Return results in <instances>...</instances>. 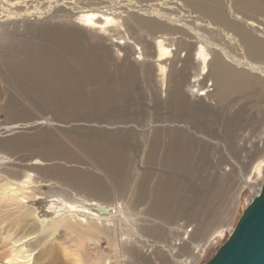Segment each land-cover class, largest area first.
Returning a JSON list of instances; mask_svg holds the SVG:
<instances>
[{
  "label": "bare ground",
  "instance_id": "bare-ground-1",
  "mask_svg": "<svg viewBox=\"0 0 264 264\" xmlns=\"http://www.w3.org/2000/svg\"><path fill=\"white\" fill-rule=\"evenodd\" d=\"M44 1L48 3L47 8H50L49 5L53 3H60L53 13L61 16L66 23L71 24L77 30L75 31L74 28L66 30L67 32L58 30L56 35L52 34L50 36L51 41L63 42L65 47H68L70 50L69 52L72 50L75 53L74 49H77L78 54L89 61L82 59L84 64L86 62L89 63L87 66H84V69L88 77L93 81L96 80L95 84L103 86L100 79L103 69L99 68L102 62L96 65L94 59L98 60V55L95 56L96 53L94 51L91 49L86 50L82 45L77 35L81 34L84 30L101 34V36H107L106 39L110 41L112 47L116 48L115 50L118 55L122 51V46H126V48L127 46H140V49L144 51L138 53L136 60L147 59V63L154 68V71H158L157 75L160 79L162 91L166 78L171 77L173 71H177L178 77L182 79L184 86L187 88V93L184 94V98H181L179 102H176L177 97H173L174 101L172 100L173 102L169 104L170 109L168 111L173 110L174 113L167 115L169 117L167 121L164 120V117L153 115L150 117L149 121L152 124L147 126V128H154L152 136L146 133V130L145 132L134 131L136 141H131L132 136L130 135L133 132L125 130L126 132L118 131L119 134L123 132L124 140H119L117 145L114 144L112 136L106 133H100L92 137L93 141H84L85 145H82V148L87 153V158L89 160L90 157L95 158L96 163L99 165H96V168L112 176V181L117 185V187L115 186L116 191L120 189L119 186L123 187L121 178L127 177L129 175V168H131V165L129 168L125 166V163L128 162L125 152L130 151L134 155L133 159H130V164L140 160V164L135 166L141 172L131 173L130 194L126 197L117 192L115 196L113 195V202H109L106 199L109 195L104 198V193L108 188L97 178L90 176L89 178H82L81 181L83 183H80L79 180L72 176V181L66 179L64 182L55 181V183L48 185L56 188L55 184L57 183L58 187L51 194L57 196L58 199L61 198L73 210H64V206L60 205L58 208L56 207L54 217L39 219L38 212L29 206V203L34 200L33 197L36 195L34 186L37 184L32 179L31 172L27 171L22 175L19 172L12 173L10 172L11 170L9 171L6 167L4 168L0 165V264H145L147 256L153 258L152 262L166 260V264H196L203 254L205 245L211 239L217 240L222 238L226 228H223V226H227L229 221L220 227H214L215 229L211 231L210 213L208 217H202L199 220V226L202 224L205 228L201 232L204 237L203 241L199 240V243L197 242L196 244L191 241L194 244L184 250L182 245L184 239L189 238L190 235L192 236L195 233L197 235L198 231L196 232V230H203V227L198 228L199 226L190 224L194 220L189 216L190 211L188 210L187 212L184 207L186 200H176V204L174 203L176 206L170 210L167 209L169 208L167 205L171 200L175 201L174 192L176 191L177 193L178 189L182 186L188 187L189 192L197 193L198 187L194 182L188 180L189 177L187 178L189 174L194 172V167L191 165L193 164V160L192 163L189 160L191 151L189 152L188 148L191 144L197 146V153H200L199 150L201 151L203 148L202 153H200L201 160L207 158L210 160L211 158V162L217 163L215 167L219 170H228L230 165L234 166V168L236 167V170L238 166L242 167L243 170L239 168L237 172L239 178L234 192L240 191L244 185H250V179L255 175L259 176L261 174V167L264 164V125L262 128L259 126L261 129L258 137L257 135H253V133L250 135L251 133L248 129L245 130L244 128L248 123L250 126H253V121L255 120L254 110H246V114L250 112L253 114L245 119H239L237 112L248 107L257 108L261 111L264 109V0ZM156 1L160 2L156 3ZM2 2L3 0H0V17L5 16L2 21L15 18L21 19L20 16H25L21 12L11 10V7H8L9 5L5 6ZM61 3L65 5L62 6ZM120 19L121 23H119ZM226 41L235 43L239 48H242L240 49L242 51V59L237 58L229 50L225 49L224 45H226ZM231 49L237 50L234 46H231ZM180 50L185 51L183 59H181L180 54L177 56V52ZM100 52L98 51V54ZM103 56L106 55L102 53ZM99 58L102 59L100 56ZM103 59L106 60L107 57ZM167 60L169 63L166 62ZM177 61L182 63L179 69H175ZM186 62L194 67V72L191 76L188 73L187 75L184 74L187 66ZM15 72L18 74L17 71L12 69V73ZM31 72L32 70L27 71L24 73V76L27 77V73L30 75H40V77L43 76L39 71L38 74H31ZM67 73L69 76L72 75L71 71ZM130 76L132 77V75ZM132 80L130 78L129 82ZM206 80L211 82V90L205 89L204 82ZM169 93L173 95L174 92L167 91L168 97ZM94 95L91 96V101L89 102L92 103L94 101L97 103L94 106L102 109L100 114H96L97 116L113 117L117 114L112 106L106 112L104 111V108L107 107L106 104L115 101L116 96L114 94L105 93L103 89L98 88L95 90ZM96 99L97 101H95ZM167 99L169 100V98ZM56 106L63 109L66 106L68 110V108H71V102H68L67 105L62 100ZM153 108L157 110L156 107ZM123 111L126 114L123 115L124 117L120 116V118H122L124 123H126V119L127 122L132 121L130 120L132 119L130 115L139 117V119L144 118V115L140 112ZM221 111L225 115V120L219 115ZM232 111H235V113H232ZM256 112L258 114L260 111L256 110ZM69 113L71 112L69 111ZM82 119L92 121L86 118ZM218 120L220 122L217 123ZM247 120L250 121L247 123ZM69 122L71 121H67V123ZM164 122L173 123L174 126H176L175 124L178 125L176 126V130L169 131L171 134L167 142L161 143L160 140L163 138V133H165L166 129L157 127L158 123ZM36 124L50 126L51 122L49 118L45 117L43 121L36 122L33 125L36 126ZM179 124L182 125L180 128ZM242 124H245V126H239ZM236 125L238 126L236 127ZM217 126L220 128L219 131H223V134H218ZM140 127L143 128L144 125ZM232 130L239 133V135L232 137L234 138L237 150L239 149L243 153L246 152L245 145H247V142L252 147L250 149H254L253 154L251 153V159L248 158L250 155L248 157L247 155H243L247 159L245 164L233 153L232 147L229 144L227 145V141L224 146L227 154L219 153L217 156L212 154L213 150H216L217 145L211 144L210 139L225 137L229 132L232 133ZM98 138H100V141H98ZM127 142L128 144H126ZM240 142H246V144L243 145ZM37 143L38 141H35V149L37 146V149L42 150H38L40 157H38L37 161L39 162L52 163L53 160L69 162L72 158L69 157L66 161V157L64 158V156H68L70 152L62 144L36 145ZM115 146H121L123 150L122 148L117 150ZM248 152L246 153L249 154ZM140 155L141 158L139 157ZM198 155L196 157L199 158ZM193 156L195 157V155ZM29 158L26 160H33ZM229 159H233L231 164L224 163V161L228 162ZM199 163L201 161L198 162V165L196 164L197 167L202 166L203 161L201 164ZM27 165L28 163L24 167L30 169ZM243 165L244 167L245 165L249 167H246L247 171L243 168ZM48 167L52 168L54 166L49 165ZM55 167L65 170L58 165ZM232 170L233 167L230 168V171ZM236 170L234 169V171ZM70 171H72V168ZM224 174H227L226 171ZM92 180L93 183L91 184ZM149 180H151V183L156 182L155 187H150ZM48 181L50 182L51 179H48ZM255 181L257 182V180ZM259 183L260 179L257 184L259 185ZM68 187L73 190L74 194L69 195L72 192L67 190ZM91 189L96 191V193L98 192L94 198H89L84 192H81L86 191V194L89 195ZM152 190L155 191L154 195H152ZM259 190L260 185L258 188L257 186L254 188V193ZM50 206L52 207V205ZM98 206L107 209L108 212L106 214L99 212L97 210ZM139 207L140 211L138 212ZM184 211L187 213H184ZM138 214L153 216L167 224L174 223L173 238L179 236L184 238H177L174 242L163 241L161 244L154 242L148 248L146 242L150 243L152 241L150 240L151 235L148 233L150 227H145L142 223L140 224V219L137 217ZM232 216L231 213L229 219ZM196 221L198 220L196 219ZM219 223L222 222H217L216 224L220 225ZM131 225L137 230L133 231V233H138V235L140 233L139 237H131L129 235L127 229H130ZM153 227L167 233L166 228H162L159 224ZM60 228L74 232L82 239H85V237H97L99 236V230L105 231L113 247V257H105L104 259L97 256L91 258L81 251L68 249L66 246H63V241L56 239V232ZM167 229L171 228L168 227ZM200 241L202 242L200 243ZM153 244H160L168 253H164V255L160 254L159 251L162 250L154 248ZM137 249L142 254H135V260H132L130 250ZM153 249L155 251H151Z\"/></svg>",
  "mask_w": 264,
  "mask_h": 264
},
{
  "label": "rangeland",
  "instance_id": "rangeland-1",
  "mask_svg": "<svg viewBox=\"0 0 264 264\" xmlns=\"http://www.w3.org/2000/svg\"><path fill=\"white\" fill-rule=\"evenodd\" d=\"M43 1L44 0H3L2 2L3 4H5V6L9 5L8 7H11V10L21 12L25 16H20L21 19L15 18L5 21H2L4 20L5 16L0 17V165L4 168L6 167V169L9 171L11 170L10 172L12 173L19 172L22 175L27 171L31 172L32 179H34L37 184L34 186L36 189V195L33 197L34 200L29 203V206L31 209H34L38 212L39 219L44 217L46 219H49L55 216V209L60 205L64 206V210L72 211L73 209H70L68 204L62 201L61 198L58 199L57 196H53L51 194L52 191L58 187V184H55L56 188L48 184L55 183V181L64 182V180L66 179L72 181V176L75 179L79 180L80 183H83V181H81L82 178H89V176L97 178L102 182L103 185L106 186V188H108L104 193L105 197L104 194L103 197L106 198V196L109 195L106 198L109 202H113V195L115 196L117 192L121 193L124 197L128 196V194H130L129 186L132 180L131 173L133 172L132 174H134L135 172H141L139 169H136V166L140 164V160L130 164V159H133L134 155L130 151L125 152V157H127L128 160V162L125 163V166L126 168H129L131 165V168H129V175L125 178H121L123 187L119 186V190L123 191H116L117 185L114 181H112V176L107 175L96 168V165L98 164L96 163L95 158L90 157V160L87 158V153L82 148V145H85L84 141H93L92 137L100 133H106L112 136L114 144L117 145L119 143V140H124V136L122 135L123 132L120 134L119 132L125 130H131L133 132L130 135L132 136L131 141H136L134 131L145 132L146 130V133L152 136L154 128H147V126L152 124V122L149 121L151 119L150 117L152 115L164 117V120L167 121V119L169 118L167 115L174 113L173 110L168 111L170 109L169 104L174 101L173 97H177L176 102H179L181 98H184V94L187 93V88L184 86L182 79L178 77L177 71H173L174 73H171V77H169L168 79L166 78V80L164 81L165 83L163 84L162 91L160 79L157 75L158 71H154V68L149 63H147V59L139 61L136 60L138 53L144 51L143 49H140V46H127V48L126 46H122V51H120V55H118L115 50L116 48L112 47L110 45V41L106 39L107 36H101V34H96L89 30H84L81 34L77 35L82 45L86 50L91 49L92 51H94L96 53V55L94 54L95 56L98 55V60L94 59L96 65L99 64V62H102V65L99 68L103 69L100 78L103 86L101 87L99 86V84H95L96 80L93 81L90 77H88L86 75V70L84 69V66H87L89 63L86 62L84 64V62H82V59H85L82 58L80 54H78L77 49H74L75 53H73V51L71 50V53L69 52L70 50L68 49V47H65L63 42L59 43L51 41L50 36L52 34L56 35L58 30L67 32L66 30H72V28H74L75 30V27H72L71 24L66 23V21L63 20L61 16H57V14L53 13L54 10H56V8L60 5V3H53L52 5H49L50 8H47L48 3ZM158 2L160 1H156V3ZM61 5L63 6L65 4L61 3ZM59 17L61 18V20H59ZM73 22L75 23L74 19ZM119 23H121V19L119 20ZM231 46L236 47L237 50L231 49ZM224 47L225 49L229 50L232 55L236 56L239 59H242V51L240 50L242 48H239L237 44L226 41V45H224ZM98 51H101L100 54H98ZM102 53H104L106 56L102 57ZM179 54L181 55V59L185 57V51L183 52L182 50H180L179 52H177V56H179ZM99 56L102 59H100ZM105 57H107L106 60L103 59ZM171 57L172 55L170 56V59ZM166 62L169 63L168 60ZM181 64L182 63L180 61H177L175 64V69H179ZM186 64L187 66L185 69V73L184 71L183 73L186 75L188 73V75L191 76V74L194 72V67H192L187 62ZM28 66H30L31 68ZM12 69L17 71L18 74L16 72L12 73ZM29 70H32L31 74H38L39 71L43 76L40 77V75H30L29 73H27V77L24 76V73ZM70 71L72 74L71 76H69L67 73ZM20 73L21 75H19ZM130 75H132V77ZM32 77L34 78V82ZM130 78H132L134 81L132 80L131 82H129ZM210 84L211 82L209 80H206L204 82V87L206 90L212 89V85ZM98 88L103 89L105 93L114 94L116 96L115 101L106 104L107 107L104 108V111L106 112L108 109H110V106H112L117 112V114L113 117L97 116L96 114H100L102 112V109L98 107L96 108L94 104L97 103H95L94 101L92 103L89 102L91 101V96H95L94 92ZM167 91L174 93L173 95L169 93L168 97ZM167 98H169V100ZM62 100L63 102H66L67 105L68 102H71V108H68V110L71 109L69 110L71 113H69L66 106H64L65 109L58 108L56 106ZM95 101H97V99ZM73 106H75L74 109ZM153 107H156L157 110ZM251 109L254 110L253 112L255 114V122L253 121V126L249 125L248 121L250 120H247L248 124L246 126V123L239 126H245L244 129H248V131L251 133L250 135H252L253 133V135H257L258 137L260 129L264 125V109H262L261 111L257 108H243L244 111L241 110L237 112V115L239 119L249 118V116H252L253 113L250 112L246 114V110L252 111ZM123 110L129 112L135 111L137 113L140 112L142 113V115H144V118L139 119V117L130 115L132 116V119H130L132 121L127 122L126 119V123H124L122 121V118H120V116L124 117L123 115L126 114ZM256 110L260 112H258L257 114ZM233 112L235 113V111H232V113ZM260 114H262V116H260ZM219 115H221L222 119L225 120V115L222 111ZM45 117L49 118V121L51 122L50 126L53 125L52 127L47 125L45 126L44 124H36V126L33 125L36 122L43 121ZM82 118H86L87 120L92 121H85ZM75 119H78V121H76ZM67 121L71 122L67 123ZM218 122L220 121L218 120L217 123ZM172 124L173 123L169 122L158 123L157 128H162L164 130L166 129L165 133H163L164 136L162 135L163 138L160 140L161 143L167 142L171 134V132H169L170 130L177 129L176 126L178 124H175L176 126ZM142 125H144L143 128L140 127ZM182 125L184 124L182 123ZM182 125L179 124V128ZM237 126L238 125H236V127ZM259 126L261 128H259ZM151 127H153V125H151ZM217 128L218 134H223V131H219V126H217ZM254 131L256 132V134ZM234 135H239V133L232 130V133L229 132L225 137L221 135L222 137H214L210 139V143L212 142L211 144L217 146L221 145L218 147L216 146V150H213L212 154L215 156L219 155V153L224 155L227 154V151L224 147L225 142L227 141V145L229 144L232 147L233 153L243 164H245L247 162V159L244 158L243 155H247V157L250 155L248 158L251 159L254 149H250L252 147L250 146V144H248L249 142H247V145H245L246 142L243 143V141L240 143L245 145V151H252L248 152L249 154L244 152L246 153L244 154L243 152H240L239 149L237 150L234 138H232ZM99 139L100 138H98V141H100ZM35 141H38L36 145L62 144L70 152L68 156H64V158L66 157V161L69 159V157H72L73 159L71 158L69 162H64L63 160H53L52 163L39 162L37 161L38 157H40L38 155V150L41 149H37V146L35 149ZM126 144H128V142ZM121 148V146H115V149L117 150ZM188 149L189 152L191 151L189 160L191 163L193 160V164H190L194 167V172L189 174L187 178L189 177L188 180L194 182V184L198 187L197 193L195 194V192H189L188 187H180L177 193L176 191L174 192L175 201L173 202L171 200L167 205L169 206V208L167 209L170 210L174 208L177 201L184 199L186 200L184 207L187 212L188 210L190 211L189 216H191L192 220H194L190 224L199 226V220H201L204 216L208 217L210 213L209 217L211 219V231L212 229L220 227L224 223L229 221V224L227 226H223V228H226L222 238L217 240L211 239L212 242L210 241L207 244L208 246L205 245L203 254L196 262V264H203L214 255L218 246H220L227 238L228 234L234 227L242 209L254 196V188H256V186L258 188L259 185L261 186V182L264 179V164L261 167V174L259 176L255 175L252 179H250V185H244L242 186L240 191L234 192L239 178L237 172L239 168L242 169L241 166H238L236 170V167L234 168V166L230 165L229 169L225 170L227 174H224L225 171L217 169L215 167V164L217 163L211 162V158L210 160H208V158L205 160H201L200 153H202L203 148L201 149V151L199 150L200 153H197V146H195L194 144H191ZM197 154H199V158L196 157ZM193 155H195V157ZM139 157L141 158V155ZM192 157L194 159H197L194 161ZM27 158L33 160H26ZM200 161L201 163L203 161V167L201 165L200 167H197L198 162ZM208 161L211 163H209ZM232 161L233 159H229L228 162L224 161V163L231 164ZM27 163V166L30 167L31 170L24 167ZM49 165H52L54 167L47 168V166ZM56 165L61 166L65 170L56 168ZM201 167L203 168V171ZM231 167H233L232 171H230ZM246 167L249 168L248 166L245 165L244 167L243 165V168L245 170ZM71 168L72 171H70ZM134 168L136 171L134 170ZM234 169L236 171H234ZM200 172L202 173L200 174ZM80 173L82 174L80 175ZM48 179H51V181L49 182ZM259 179L260 183L258 185L257 183ZM255 180H257V182ZM92 183L93 180L91 184ZM149 184L152 188V186L155 187L156 182L151 183V180H149ZM67 190L69 192H72L69 195L74 194L73 190L69 187ZM81 192H84V194L89 198H94L96 197L95 195L98 194V192L96 193V191H94L93 189H91L89 195L86 194V191ZM154 193L155 191L152 190V195H154ZM50 205H52V207ZM139 211L140 207L138 212ZM165 212L167 211L165 210ZM187 212L184 211V213ZM231 213L233 216L229 219ZM137 217L138 219H140V224L142 223V225H144L145 227H150L148 229V233L151 235L150 240L152 241L150 243L146 242L148 248L150 247V244L152 246V243L154 242H158L161 244L163 243V241L174 242L177 238H181V236L173 238V232L175 228L174 223L167 224L150 215L148 216L138 214ZM196 219L198 221H196ZM217 222L222 223H219L220 225H218L216 224ZM156 224H159L164 229L166 228L167 233L154 228L153 226ZM212 224L218 226H213ZM201 225L198 228H202L203 225ZM131 226L130 229L132 231L129 228L127 229L129 235H131V237H139L140 233L139 235L138 233H133V231L137 230L133 225ZM168 227H170L171 229H167ZM204 230L205 228L203 227V230H196V232L198 231L197 235L195 233L192 234V236L190 235L189 238H185V244H183L184 242L182 243L183 249H188L194 243H199V240L204 239L203 234L201 233ZM99 231V236L97 237H85V239H82L76 233L68 231L64 228H60L59 231L56 232L55 236L56 239L63 241V246H66L70 250L81 251L84 254L88 255V257L95 258L99 256L104 259L105 257H113V247L110 244L109 236L105 231ZM166 234L167 236H165ZM146 240L148 241L147 238ZM191 241H193L194 243ZM202 241H200V243ZM160 244H153L155 246L154 248L161 249L162 251H159V253L162 255H164V253H168L167 250L163 249ZM127 247L129 248V246ZM151 251H155V249ZM137 253L142 254L139 249L130 250V256L132 260H135L134 255ZM152 261L153 258L147 256L144 263L166 264V260L156 262Z\"/></svg>",
  "mask_w": 264,
  "mask_h": 264
},
{
  "label": "water",
  "instance_id": "water-1",
  "mask_svg": "<svg viewBox=\"0 0 264 264\" xmlns=\"http://www.w3.org/2000/svg\"><path fill=\"white\" fill-rule=\"evenodd\" d=\"M97 210L108 212L101 206ZM203 264H264V179L227 238Z\"/></svg>",
  "mask_w": 264,
  "mask_h": 264
}]
</instances>
